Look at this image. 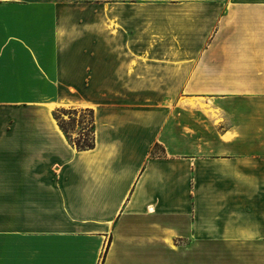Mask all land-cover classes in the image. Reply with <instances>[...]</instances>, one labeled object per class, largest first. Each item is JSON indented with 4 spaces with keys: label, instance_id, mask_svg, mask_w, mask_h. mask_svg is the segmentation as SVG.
<instances>
[{
    "label": "crops",
    "instance_id": "0c3cea01",
    "mask_svg": "<svg viewBox=\"0 0 264 264\" xmlns=\"http://www.w3.org/2000/svg\"><path fill=\"white\" fill-rule=\"evenodd\" d=\"M225 259L264 264V0H0V264Z\"/></svg>",
    "mask_w": 264,
    "mask_h": 264
},
{
    "label": "rangeland",
    "instance_id": "374dc122",
    "mask_svg": "<svg viewBox=\"0 0 264 264\" xmlns=\"http://www.w3.org/2000/svg\"><path fill=\"white\" fill-rule=\"evenodd\" d=\"M55 118L58 122H61L67 132V136L73 143L83 144L84 142H89L92 139L93 126L91 121V115L83 110H71V109H60L55 113ZM193 257H201L202 254L211 258L212 256L220 255V256H228L231 257L232 247L223 246H208V247H198L197 250H193ZM184 253V252H183ZM186 253V252H185ZM202 255V256H204ZM194 260V258H193ZM198 263L199 258H197ZM217 261H219L217 259ZM182 263H184L182 261ZM226 261L222 264H229ZM210 264H216L215 261H212ZM218 264V263H217Z\"/></svg>",
    "mask_w": 264,
    "mask_h": 264
},
{
    "label": "trees",
    "instance_id": "16d2710c",
    "mask_svg": "<svg viewBox=\"0 0 264 264\" xmlns=\"http://www.w3.org/2000/svg\"><path fill=\"white\" fill-rule=\"evenodd\" d=\"M58 124H59V126H60V128L62 129V131L65 133V135L67 136V132H66V129H65V127H64V125L61 123V122H59V120H58ZM67 138H69L68 136H67ZM75 144V146H76V148L78 149V150H87V149H91V148H93V145H94V142H93V135H92V139L89 141V142H84L83 144H79V143H74Z\"/></svg>",
    "mask_w": 264,
    "mask_h": 264
}]
</instances>
